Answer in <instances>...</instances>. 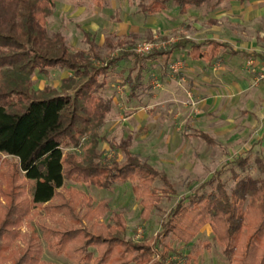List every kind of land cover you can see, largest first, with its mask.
Wrapping results in <instances>:
<instances>
[{
  "label": "trees",
  "instance_id": "1",
  "mask_svg": "<svg viewBox=\"0 0 264 264\" xmlns=\"http://www.w3.org/2000/svg\"><path fill=\"white\" fill-rule=\"evenodd\" d=\"M170 1L183 14L187 5L200 6L207 0H150L145 5L139 3V10L145 15L158 14ZM56 2L0 0V154L17 159L7 175L0 172V264H52L42 259L43 250L35 237L20 232L22 222L30 219L34 209L48 215L47 220L40 221L48 248L76 263L165 264L171 251L167 238L189 244L208 225L229 264H264L261 154L253 159L256 177L247 172L250 156L238 155L228 167L234 182L230 189L219 170L202 185L210 190L179 199L161 222V230L140 242L126 237L121 212H112L106 222L101 221L110 211L108 200L94 204L84 192L66 184L85 183L109 190L117 184L135 182L132 192L140 203L142 221L151 217L162 196L174 191L164 171L130 151V136L118 144L125 157L122 161L104 160L98 149L104 140L100 130L113 101L103 92L116 65L134 56L124 83L129 87V98H135L143 86V62L158 56L168 58L172 50L190 41L139 55L124 49L130 43L124 38L118 41L120 52L106 60L97 53L90 33L83 31L88 49L71 51L62 33L47 29ZM135 38L132 35L131 39ZM105 45L114 51L109 38ZM202 45L210 46L208 54L200 52ZM221 47L238 53L225 43L206 39L192 43V57L211 60ZM51 70L68 75L57 87L33 89L34 75L48 76ZM197 135L212 142L203 132ZM83 140L86 145L81 155L69 150L78 149ZM156 180L165 189L155 188ZM19 239L24 245L14 249Z\"/></svg>",
  "mask_w": 264,
  "mask_h": 264
},
{
  "label": "rangeland",
  "instance_id": "2",
  "mask_svg": "<svg viewBox=\"0 0 264 264\" xmlns=\"http://www.w3.org/2000/svg\"><path fill=\"white\" fill-rule=\"evenodd\" d=\"M149 1L57 0L53 15L47 19V29L49 33H62L71 51L88 49L83 41V31L89 32L96 43L97 53L108 60L120 52V39L126 38L130 42L124 49L143 55L145 52L138 49L147 44L170 49L184 38L200 42L210 36L221 37L228 28L226 17H220L216 24L210 22L209 5L216 0H210L200 9L189 4L185 15H181L177 5L170 1L162 12L145 15L139 10V3L145 5ZM223 2L215 9L224 7ZM258 29V26L256 31L246 29L245 36H239L235 41L242 43L244 39L245 47L236 46L245 48L249 57H232L223 52L208 65L202 59H193L191 47L187 45L186 49L174 50L168 60L163 56L145 60L143 86L137 91L136 99L129 98V87L124 83L135 57L121 61L111 71L103 92L104 96L112 98L113 104L100 130L104 138L98 147L102 157L122 161L125 157L118 144L130 136V151L164 171L174 184V191L162 196L151 217L142 221L140 203L132 192L135 182L117 184L109 190L66 182L84 192L94 204L102 199L108 200L110 211L101 218L102 222H106L112 212H121L126 220V237L136 242L147 240L161 230V222L179 199L193 192L210 190L202 185L219 170H222L220 178L230 189L234 182L228 167L238 155L250 156L247 172L257 176L253 159L257 154L264 156V35H261L264 28ZM132 35L136 36L133 40ZM106 38L114 46V51L105 45ZM202 50L208 51L209 48L203 46ZM258 52L263 60L257 57ZM174 66H177L176 71ZM67 75L68 72L54 70L48 76L36 73L33 89L44 85L57 87L60 79ZM238 79L247 82L240 86L235 83ZM198 132L208 135L212 142L199 137ZM85 145L86 140H83L78 149L69 150L81 155ZM16 163V158L0 154V172L4 175L12 171ZM153 186L160 191L165 189L160 180H156ZM47 218L42 209H34L30 219L22 222L20 232L35 237L46 262L81 264L48 248L40 228V221ZM165 242L171 247L165 264H229L208 225L203 226L189 244L170 238ZM23 245L19 239L14 249ZM92 251L96 254L94 248Z\"/></svg>",
  "mask_w": 264,
  "mask_h": 264
},
{
  "label": "crops",
  "instance_id": "3",
  "mask_svg": "<svg viewBox=\"0 0 264 264\" xmlns=\"http://www.w3.org/2000/svg\"><path fill=\"white\" fill-rule=\"evenodd\" d=\"M209 1L210 0H207L203 4H201L200 6H193V7L195 9H200V8H202L201 7L202 5L205 6ZM222 1H224L226 3L225 4L223 2V5H225V6L215 9V7L218 6ZM222 1L216 0L214 3L209 5L210 6L209 9L211 10V12L209 13L211 15L210 16L211 17L210 22H212L213 24L219 23L218 20L220 19V17H226V21H228L227 22L228 28L224 30L225 33L221 35L222 38L219 35H215V36H210L209 38H205V39L201 40L200 42H194L190 38H184L182 40H189L190 42L187 43L184 47L175 48L174 50H183V49H186L187 45H189L191 47L190 56L192 57V52H193L192 43L199 44L206 39H213V40H216L217 42L227 44L232 50L238 51V53L234 54V53H232V51L230 49H228L226 47H221L218 50L217 55L214 56L211 60H207L205 57L204 58H202V57L196 58V59L193 57L192 58L195 60L202 59V60L206 61V63L209 65V64H213V61L218 59L223 52L227 53L228 55H230L232 57H235V56L249 57V54H248V52H246L245 48H237V46H236V45H240V46L245 47V45H247V43L244 42V39H243L242 43L235 42V41H237L239 36L240 37L245 36L246 29L251 28L253 31H256L255 30L256 26L259 27L258 30H262L264 28V0H253V1L252 0H243V1L242 0H222ZM177 8L179 10L178 6H177ZM187 9L188 8H186V10L183 14H181L180 12L179 13L181 15H185L187 12ZM215 10H216V12H215ZM215 27H216V25H215ZM237 29H238V31H237ZM237 32L239 34L238 36H236ZM261 35H264V33L263 34L261 33ZM235 37H237V38H235ZM203 46L208 47L209 50L208 51L202 50ZM174 50H172V52L168 58L166 56H163V57H165V59L168 60L172 56ZM210 50H211L210 46H207V45H202L200 48V52L205 53V54H208L210 52ZM255 56H257V55H255ZM257 57H259V58H261V60H263V58H262L263 56L261 55V53H259ZM153 59H155V58H152L149 60H153ZM144 69L145 68H143V71H144ZM142 75H143V73H142ZM242 80H239L238 82H235V83L237 85L239 84L240 86H243L246 84L247 80H245V79L243 81ZM137 97H138V94L135 98H130V99H136Z\"/></svg>",
  "mask_w": 264,
  "mask_h": 264
},
{
  "label": "built area",
  "instance_id": "4",
  "mask_svg": "<svg viewBox=\"0 0 264 264\" xmlns=\"http://www.w3.org/2000/svg\"><path fill=\"white\" fill-rule=\"evenodd\" d=\"M153 47H156V48H158V49H160L161 47L158 45V46H155L154 44L152 45V44H147V45H145L143 48H141V49H138V51H142V52H148V51H150L151 49H153ZM164 47V46H163ZM173 69H174V71H176V69H177V66H174L173 67Z\"/></svg>",
  "mask_w": 264,
  "mask_h": 264
}]
</instances>
